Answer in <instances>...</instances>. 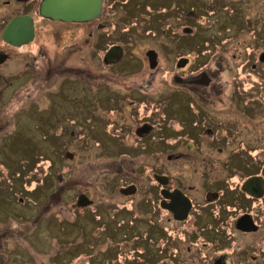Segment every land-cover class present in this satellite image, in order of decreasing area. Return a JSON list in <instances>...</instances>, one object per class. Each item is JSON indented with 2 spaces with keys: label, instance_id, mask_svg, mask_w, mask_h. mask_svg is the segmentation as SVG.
Listing matches in <instances>:
<instances>
[{
  "label": "rangeland",
  "instance_id": "1",
  "mask_svg": "<svg viewBox=\"0 0 264 264\" xmlns=\"http://www.w3.org/2000/svg\"><path fill=\"white\" fill-rule=\"evenodd\" d=\"M116 2L114 10L103 18V22L108 23L109 27L102 29L104 38L101 39V44H125L129 56L144 59L149 49H155L159 53L162 69L155 72L152 89L168 85L166 79H171L175 72L172 60L174 56L192 54L196 47L200 48L199 52L203 48H209L210 51L205 50L203 53L223 55L216 58L222 60L219 62L223 67L224 79L235 74L234 65L242 64L241 58L245 64L249 59L244 73L238 74L237 84L241 87L237 100L238 109L230 108L226 118H239L242 137H238L234 145L240 149L248 148L244 156H249L256 164L259 154L264 151V99L261 100L262 104L259 103L260 114L248 116L245 113L250 107L247 103L256 98L259 101L264 94V75L258 70L250 72L253 60L259 63L258 53L264 50V0ZM140 3L141 7L137 8ZM162 4L168 10L178 11L163 15L165 8ZM192 10L198 16L194 17ZM186 27L191 28L190 32L184 31ZM89 28L84 29V35L75 33L72 37L71 28L64 29L67 35L64 37V44H69V49L77 37L84 38L78 48L80 51L69 57L68 64L91 71L87 76L92 83L87 81L86 76L84 79L78 78L79 80L89 82L95 89L99 83L96 79L92 80V75L100 76L101 82L102 79H109L127 86L142 84L151 78L152 71L148 64H144L136 75L127 78H124L126 75L121 78L113 76L109 68L102 66L103 63L99 64L88 45L91 43L88 39ZM77 31L81 32L80 29ZM52 41L48 43L52 53L62 52L56 40ZM233 54L239 55V58L236 57V60ZM123 62L127 65L126 61ZM119 68L121 66L117 67ZM238 69L240 71L241 67ZM10 73L6 75L9 76ZM67 78L57 74L44 83L41 78L33 76L23 84L20 94L16 92L17 84L14 79L11 78L14 84H10L0 78V264H156V257L149 261L147 255H144L145 262L140 263L138 258L142 253L145 254V248L138 244L144 243L159 256L158 264L163 263L160 261L163 255L166 264H207L209 257L214 254L210 250L219 248L213 241L206 247L203 245L206 240L201 236H191L194 228L191 229L189 222L177 223L166 216L162 218L152 196L151 177L145 180L144 177H139L145 173L144 165L151 166L161 157L160 153L154 151L148 152L147 156L133 157L138 165L143 163L141 167L144 172L137 173V176L131 172L129 163L121 162L122 158L101 152L104 147L96 141L98 139L105 142L107 134L103 136L97 130L96 141L91 142L83 127V137L78 135L71 138L69 131L73 127L65 118L67 116L60 113L62 110L55 104V101H60V96L54 94L62 84L69 85L63 83ZM48 107L50 108L47 109ZM58 113L61 116H57ZM175 128L180 129L181 125L176 124ZM87 144L91 146L86 148ZM254 147L256 150L251 153L250 150ZM66 150L74 152L73 159L64 156ZM118 163H125L124 167L130 170L127 172L128 178L124 179L135 180L137 176L136 180L142 182V190L136 195H120L119 186L127 181L113 174V168L118 167ZM189 165L191 164L175 163V173L183 177L185 184L196 185L195 180L192 182L189 171L192 168ZM58 175H63L62 181H58ZM43 181L45 185H42ZM80 192H86L95 200V204L84 210L78 208L77 196ZM142 201L144 202L141 203ZM145 201L152 203L146 205ZM125 206L132 209V213L117 216L118 211ZM99 213L103 215L101 220L94 215ZM90 215L94 216V220ZM123 219L134 221L135 231L128 232L129 237L124 236L125 231H105L100 222L110 223V230ZM80 224L82 227H79ZM129 224L124 223L122 227L127 229ZM160 233L165 236L163 241L159 239ZM77 243L83 246L70 250ZM169 245H172V249ZM237 250L233 252L231 249L228 252L231 261L236 260Z\"/></svg>",
  "mask_w": 264,
  "mask_h": 264
},
{
  "label": "flooded vegetation",
  "instance_id": "2",
  "mask_svg": "<svg viewBox=\"0 0 264 264\" xmlns=\"http://www.w3.org/2000/svg\"><path fill=\"white\" fill-rule=\"evenodd\" d=\"M42 2L43 0H0V78L10 84H14V79L17 84L16 92L20 94L23 84L33 76L41 78L44 83L57 74L68 77L63 83L69 85L62 84L54 94L60 96V101H55L62 110L60 113L67 116L65 118L73 127L71 132L69 131L71 138L78 135L83 137L82 130L85 127L89 134L88 139L95 142V134L100 130L103 136L107 134L105 142L98 139L96 141L104 147L101 152L122 158L121 162L129 163L131 172L136 175L144 172L141 167L143 163L138 165L133 157L147 156L148 152L154 151L160 153L161 157L151 166L144 165L145 173L139 177H144V180L151 177L152 196L158 206L157 211L163 215L162 218L166 216L177 223L189 222L191 229L194 228L191 236H201L200 238L206 240L203 242L206 247L211 244L210 241L215 243L219 250H210L214 254L209 257L207 264H264V151L259 154L256 164L249 156H244L248 148L240 149L234 145V141L242 137L240 134L243 130L239 128V118H226L230 108L238 109L237 100L241 93V87L237 84L238 74L244 73L249 59L245 64L241 58L242 64L234 65L235 74L224 79L223 67L219 62L222 60L216 58L223 55L203 53L209 48H203L200 53V48L196 47L191 49L192 54L174 56L172 60L175 63V72L171 79H166L168 85L152 89L155 72L162 69L159 53L155 49L151 48L145 53L146 60L144 57L129 56L125 44H101V39L104 38L102 29L109 27L108 23L103 22V18L114 10L116 0H104L101 14L89 21H63L46 17L41 11ZM142 3L137 8L141 7ZM162 7L165 8L163 15L178 11L166 9L168 7L165 4ZM191 13L194 17L198 16L195 10ZM88 27V39L91 41L88 45L91 46L99 64L103 63L102 66L109 68L113 76L121 78L126 75L124 78H127L136 75L143 69L144 64H148L152 71L151 78L145 83L127 86L109 79H102L101 82L100 76L92 75V80L96 79L99 83L94 89L89 84L92 83L91 79L87 76L91 71L68 64L69 57L80 51L78 48L84 38L77 37L76 41L71 43V49L69 44H64V37L67 36L64 29L71 28L72 37L75 33L84 35L83 31ZM190 30L189 27L184 29L185 32ZM110 34L109 31L108 35ZM52 40H56L62 52L52 53L48 44ZM113 46L122 47L123 53L118 60L109 61L107 53ZM150 50L157 53L154 67L148 55ZM253 56L256 57L254 54ZM233 57L238 59L239 55L233 54ZM123 61H126L127 65L123 64ZM258 61L259 63H256L253 60L250 72L258 70L264 75V50L258 53ZM118 66L121 68L117 69ZM85 76L89 81L83 80L86 85L78 79H84ZM81 94L82 97L79 96ZM263 99L264 94L259 101L256 98L253 102H248L250 107L246 109L245 114H260L259 103L262 104ZM60 113L57 116H61ZM176 124L181 125V128L176 129ZM258 125L259 123L255 125L256 128ZM85 146L88 148L91 145ZM255 148L250 152L256 150ZM67 153L73 156L70 158ZM64 156L73 159L75 154L66 150ZM125 163H118V167L113 168V174L117 178H128L127 172L130 170L124 167ZM175 163L191 164L188 167L192 168L189 171L192 174V182L195 180L196 185L185 184L183 177L175 173ZM61 176L63 180V175ZM137 176L135 180L124 179L127 182L119 186L121 196H134L142 190V182L136 180ZM82 196L88 201L85 205L78 204ZM145 203L148 205L147 203L152 202ZM94 204L95 200L86 192L78 194V208L84 210ZM131 213L132 209L125 206L118 211L117 216ZM94 215L97 219L99 217L98 220L103 218L100 213ZM89 217L94 220V216ZM156 217L158 218L157 214ZM100 222L105 231H125V237H129L128 232L135 229L132 219H123L110 230V223ZM124 223L130 226L124 229ZM64 228H67L66 224ZM162 235L164 234L159 235L160 241L165 239ZM141 245L143 244L138 246ZM80 246L83 245L78 244L70 250L74 251ZM142 247L147 250V246ZM169 248L172 249V245H169ZM231 249L233 252L238 249L234 261H231V255H228ZM78 255L79 252L76 256ZM113 257L117 258V255ZM160 261L163 262H160L161 264H166L164 255ZM158 262L157 260L155 263Z\"/></svg>",
  "mask_w": 264,
  "mask_h": 264
},
{
  "label": "water",
  "instance_id": "3",
  "mask_svg": "<svg viewBox=\"0 0 264 264\" xmlns=\"http://www.w3.org/2000/svg\"><path fill=\"white\" fill-rule=\"evenodd\" d=\"M103 1L104 0H43L41 11L46 17L55 20L89 21L101 14ZM186 31H189V29H186ZM122 53V47L113 46L107 53V59L109 61L118 60L122 56ZM148 55L151 60V65L154 67L156 65L157 53L154 50H150ZM67 156L71 158L73 155L67 153ZM58 179L61 181L62 176L58 175ZM87 203L88 201L83 196L78 200L79 205H85Z\"/></svg>",
  "mask_w": 264,
  "mask_h": 264
},
{
  "label": "trees",
  "instance_id": "4",
  "mask_svg": "<svg viewBox=\"0 0 264 264\" xmlns=\"http://www.w3.org/2000/svg\"><path fill=\"white\" fill-rule=\"evenodd\" d=\"M42 183H44V181L42 182ZM152 234H154V233H152ZM138 244V243H137ZM138 245H140V244H138ZM141 246H147V250H146V252H144L145 254H141L140 255V257L138 258L139 260H141V262L140 263H144L145 262V257H144V255H147L146 257L149 259V261H151L152 259H154V257H156L155 259V261H157V254L156 253H154V252H152V250H150L149 248H148V245H146L145 243L143 244V245H141ZM150 250V251H149ZM159 257V256H158ZM135 260V259H134ZM136 263H139V261H136ZM158 264V263H157Z\"/></svg>",
  "mask_w": 264,
  "mask_h": 264
},
{
  "label": "bare ground",
  "instance_id": "5",
  "mask_svg": "<svg viewBox=\"0 0 264 264\" xmlns=\"http://www.w3.org/2000/svg\"><path fill=\"white\" fill-rule=\"evenodd\" d=\"M58 179V178H57ZM59 180V179H58Z\"/></svg>",
  "mask_w": 264,
  "mask_h": 264
}]
</instances>
